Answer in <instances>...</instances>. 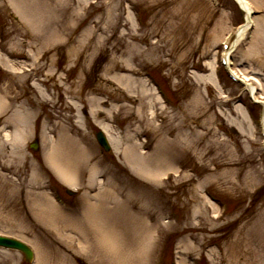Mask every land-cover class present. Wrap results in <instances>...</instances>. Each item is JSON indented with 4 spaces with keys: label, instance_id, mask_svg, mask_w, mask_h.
Masks as SVG:
<instances>
[{
    "label": "rangeland",
    "instance_id": "obj_1",
    "mask_svg": "<svg viewBox=\"0 0 264 264\" xmlns=\"http://www.w3.org/2000/svg\"><path fill=\"white\" fill-rule=\"evenodd\" d=\"M246 1L254 20L264 16V0ZM20 2L25 16L9 0H0V56L9 54L15 62L13 71L0 65V93L9 87L22 95L0 110V235L25 242L34 260L26 263L20 253L0 249V264H38L41 253V264H94L75 249L78 237L87 234L83 226V233L76 229L84 197L107 222H117L115 241L122 251L133 248V222L148 224L155 245L149 243L137 264H264V149L258 127L246 116L256 117L260 106L240 94L218 61L219 36L243 21L235 1ZM252 29L231 51L229 64L241 75L250 63L255 72L260 67L262 87L254 85L264 100L262 61L241 55ZM22 71L26 76L19 78ZM141 81L150 94H141ZM34 83L44 98L30 88ZM74 101L79 121L67 106ZM23 104L30 134L18 149L3 130L13 134L8 125L14 115L19 119ZM94 109L108 113L100 119L111 137L123 140L120 148L111 142L110 154L95 140L101 128ZM70 115L93 155L85 175L70 188L72 196L45 161L48 141L58 134L54 124H65ZM128 137L138 145V155L159 160L162 173L153 182L132 171L122 151ZM34 139L37 151L29 149ZM44 199L70 212L73 231L65 227L56 233L32 217L30 206Z\"/></svg>",
    "mask_w": 264,
    "mask_h": 264
},
{
    "label": "bare ground",
    "instance_id": "obj_2",
    "mask_svg": "<svg viewBox=\"0 0 264 264\" xmlns=\"http://www.w3.org/2000/svg\"><path fill=\"white\" fill-rule=\"evenodd\" d=\"M20 1L21 0H9V2L13 6V8L18 12V14L20 16H25L26 11H23ZM235 1L245 12L246 21L245 24L240 26L237 30L236 38L232 45V50L238 47L241 39H243L247 31L252 29L253 26L254 28L252 29L250 40L247 43L246 49L241 54L242 59H244L245 61L252 62L254 59L257 60L260 58L259 60L262 61V65H264V39L260 38L264 36V16H257V18H255L254 20L250 4L246 0ZM256 7L259 8L260 6L256 4ZM226 30L227 27L224 31L226 32ZM223 34L224 33L219 36L217 40L218 42H220L224 37ZM70 53L71 54L69 55V58L73 56L72 54L74 52ZM14 54L15 52L12 51L11 55ZM139 64L141 63H138L136 66H138ZM0 65L4 66L7 69H9L7 66L11 65L10 70H15V62L11 61L7 57L2 58L0 56ZM249 68H251L252 70H250ZM259 69L260 67L258 66V69L255 72V68L253 69L250 63L247 67H244V72H242V75L245 79H253L258 83L260 82L259 84L262 87V82L258 77V72L259 74H261ZM234 70H239L236 64H233L232 71ZM135 71L136 69H133V73H135ZM39 72V67H36V69L33 71L35 75ZM18 74L19 76H21L19 78L26 76L24 71ZM135 84V81L131 80L129 85L130 87H133L135 86ZM140 84L142 86L143 92L141 94H143V96L151 93L150 89L145 87L142 81L140 82ZM13 85L14 82L12 83V86ZM32 86L33 87L30 88H33L37 93L41 94L36 83H34ZM45 86L47 87L48 85L45 83ZM121 86L125 90L129 88V86L125 88L124 84H121ZM65 92L67 93V90H65ZM249 92L252 98H257L256 95H258V92L256 94L254 88H250ZM2 93H0L1 111L7 108V105H9L7 104V102H14L16 101V99L22 96L20 91H16L14 89L10 90L9 87L3 90ZM261 94H264V88L261 90ZM41 97L44 98L42 94ZM125 100L132 103V100ZM140 101H142V99H140ZM30 102H26V104L29 105ZM67 104L69 108L75 109L76 114H74V117H76L79 121L80 117L78 116L79 113L77 109V102H68ZM20 106L23 111L20 114V110H18L17 116H19V119L16 120V115H14V117L10 119L11 121L8 125V127L13 128V134L11 135L6 127H4L3 130V136H5L6 139L8 138L10 142L14 144V146H17L18 149L22 146V143H24V140L30 134L29 124L27 123L26 118H24L26 111V109L24 108L25 106L24 104ZM121 107L129 108L127 104H123ZM16 108L18 107L16 106ZM99 110L100 109H94L93 111H91V113H93V119L95 120V122H97L98 126L106 133V135L110 139V142L114 143V147L116 146V148H120L123 144V140L121 139L120 141H116L114 137H111L109 126L107 124H104V121L100 119L101 116L106 117L108 113H102ZM29 119L30 118L28 117V121ZM63 119L65 121V124H54L55 127L53 128L58 131V134L57 136H53V138L48 141V144L51 147L48 150V153L45 155V161L48 169L51 170V172H53L59 179V182L66 186L70 191L72 190L70 188H73L75 182L79 180V178H82V175H85L86 167L88 166L87 161H89L93 155L90 150H86V148H84L82 144L83 142L80 137V134L78 130H76V127H79L78 121H75V123L72 124L73 116L71 115L65 116ZM14 123L16 127L14 126ZM54 129H52V133L55 132ZM137 150L138 145L134 144L131 138H129L127 145L122 148L124 155H126V158L128 159V162L131 165L130 167L132 168V171L136 173L137 176H140L146 180L153 182L156 177L160 176V174L162 173L160 169L159 160H155L152 163V161L155 159L154 157L147 158L142 154L138 155ZM90 170L92 173H94V168H91ZM89 181H91V179ZM83 199L85 201V207H83L82 215L80 216L81 220H78V227H76V229L80 228V233H83V231L81 230L83 226V228L87 231V234L78 237V246L75 248L77 253H83L86 257L93 258L94 264H137V262L142 261L146 257L147 248L150 246V244L152 245V247L155 245V239L151 238V233L148 234V224H146L143 220H140L139 222H133L132 229L136 234V237L131 241V243H133V248L130 252H127V250L122 251L120 245L115 241V228L117 222H111L109 220L107 222L102 214H99L98 212L93 210L95 209L96 203H92L87 197H84ZM34 202H36V204L31 205L29 211L32 217H34L35 220L41 225H44V227H49V229L55 230L56 233H59V231H61L65 227L68 228L70 231H73L75 229V227H73L71 224V218H67L71 215L70 212H62L57 207L51 205L50 200L47 199H44L43 202L39 203L38 201ZM52 210H56L57 214L52 212ZM129 216H131L130 213ZM143 240L144 244H142ZM67 244H69V247L72 248V241L67 242ZM40 257L42 261V253L40 254ZM41 261H39L38 264H41Z\"/></svg>",
    "mask_w": 264,
    "mask_h": 264
},
{
    "label": "water",
    "instance_id": "obj_3",
    "mask_svg": "<svg viewBox=\"0 0 264 264\" xmlns=\"http://www.w3.org/2000/svg\"><path fill=\"white\" fill-rule=\"evenodd\" d=\"M96 139L99 142V144L105 148V150L109 149L107 139L102 132L96 133ZM31 147L33 149H37L38 146L36 141L31 145ZM0 247L15 249L22 252L24 254L26 261H30L33 257L32 250L26 244L15 239L0 236Z\"/></svg>",
    "mask_w": 264,
    "mask_h": 264
}]
</instances>
